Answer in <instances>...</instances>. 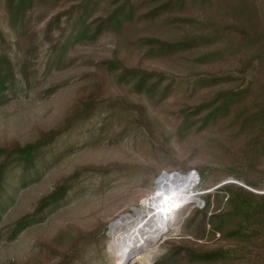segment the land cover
I'll use <instances>...</instances> for the list:
<instances>
[{"label": "rangeland", "instance_id": "rangeland-1", "mask_svg": "<svg viewBox=\"0 0 264 264\" xmlns=\"http://www.w3.org/2000/svg\"><path fill=\"white\" fill-rule=\"evenodd\" d=\"M242 27L264 28V0H0V264H152L167 252L161 264H264V222L248 239L246 221V234L230 235L234 222L224 240L206 224L195 240L197 216L184 232L163 230L148 256H119L110 232L171 173L194 178L181 214L231 178L264 190V115L242 127L264 107V59ZM247 85L223 117L202 121L204 106L185 118ZM35 143L27 161L17 150ZM58 187L65 196L38 210ZM190 247L223 254L203 261Z\"/></svg>", "mask_w": 264, "mask_h": 264}, {"label": "trees", "instance_id": "trees-1", "mask_svg": "<svg viewBox=\"0 0 264 264\" xmlns=\"http://www.w3.org/2000/svg\"><path fill=\"white\" fill-rule=\"evenodd\" d=\"M241 33H242L241 42H245L248 45L258 44L260 48V51L258 53L259 54L258 58L260 60L264 59V28L255 31L253 29L250 30L245 27H242ZM146 40L149 41L151 44H156L162 49H166V50L173 49L174 51L181 48V46L184 44L183 40L182 41L178 40L174 42H165L156 38H148ZM4 60L8 66L11 65L8 58H4ZM130 72H136V71L132 69L130 70ZM145 79H146L145 76H141L138 73L134 75V81L139 86L142 85ZM0 86L3 88V81H1V78H0ZM249 88L250 86L247 85L243 88H237L236 90L233 89L220 90L219 93L215 96V98L211 102L197 105L194 107L192 111H187V110L183 111L185 112V118H187L190 115L200 114V111L204 106L209 107V110L203 114H200V118L202 119V121L207 122L209 120H215L220 117H223V113L229 110L231 106V102L234 99V97L242 94L243 92L246 91V89ZM263 115H264V107L253 108V110H251V112L248 115L244 116L245 118L242 121V127H244L245 124L248 123V121H250L252 118H259L260 116ZM36 144L37 143L32 145H26L22 148H19L17 151L21 153V156H23L27 161H30L33 157L31 151L34 147H36ZM2 151L3 149H0V152ZM6 165H7L6 161L0 164V190L3 187L2 183L4 182ZM231 179H233L234 181H231L230 179H229L230 181L225 180L223 181V183L222 182L221 184L219 183L220 184L219 186L212 189L210 188L208 190L200 189L202 190V193L200 195L204 199L203 208H199L196 205L192 204L187 209L186 214H181V210L183 209L182 208L177 212L178 216L176 215V217L170 221V226H174V227L179 226V231L184 232L186 231L187 228H189L194 224L193 222L195 221L197 216L200 217V220L197 224L200 226L202 230V234L192 236L195 240L203 239L205 235L206 224L209 225L210 227L208 234H210L211 237H214L215 234H219L222 240H224V237L227 238V234L229 235V233L226 232L228 225L234 222H238L239 227L238 230L230 234L232 237H242L239 235L246 234V232L243 231L240 227L242 221H246L248 223L250 228L249 233H251V235L246 234L244 239H248L253 234L258 233L257 231L262 230L263 222H264V214H263L264 190L260 191L261 193H259L258 190H262V189H258L259 187H261L260 182L258 180L244 178L246 181L245 183L248 185V187L250 186L249 188L253 187L255 188V190L257 189L254 192L237 184L235 182L237 181L236 178H231ZM153 186H154V181L152 182V187ZM65 194H66L65 187L56 188L51 194H49L48 196H46L41 200L40 202L41 207L39 206L38 210H40L42 207L52 202L59 200L60 198L64 197ZM255 199H257V201H253ZM27 217L30 216L27 215L21 218L19 224H24ZM170 231H172V229ZM172 236L173 237L167 238L165 242L169 240H175L174 237L175 235ZM176 242L181 243L186 241L181 240ZM180 249L181 248H179L178 250ZM184 251L189 255H192L195 252L194 249L191 247L188 249H184ZM167 254L168 252L158 256L153 261L152 264H161L163 258L168 256L170 253L168 255ZM222 254H223L222 248L209 249L208 251H205L201 254H194V257L199 260L207 261L211 259H216L218 256H221Z\"/></svg>", "mask_w": 264, "mask_h": 264}, {"label": "bare ground", "instance_id": "bare-ground-1", "mask_svg": "<svg viewBox=\"0 0 264 264\" xmlns=\"http://www.w3.org/2000/svg\"><path fill=\"white\" fill-rule=\"evenodd\" d=\"M180 176L177 173H171L160 177L156 180L153 193L144 199L143 211L130 213L128 217H117L111 222L110 232L119 256L128 257L135 252H141L146 256L153 254L162 233L159 227L160 222L154 216L158 211L163 213L164 209L170 205L195 197L193 176L190 175L192 178ZM132 224L136 226L128 230Z\"/></svg>", "mask_w": 264, "mask_h": 264}, {"label": "built area", "instance_id": "built-area-1", "mask_svg": "<svg viewBox=\"0 0 264 264\" xmlns=\"http://www.w3.org/2000/svg\"><path fill=\"white\" fill-rule=\"evenodd\" d=\"M235 182H236L237 184H239V185L245 187V188L251 189V188L247 187L246 185H244V184H242V183H240V182H238V181H235Z\"/></svg>", "mask_w": 264, "mask_h": 264}, {"label": "water", "instance_id": "water-1", "mask_svg": "<svg viewBox=\"0 0 264 264\" xmlns=\"http://www.w3.org/2000/svg\"><path fill=\"white\" fill-rule=\"evenodd\" d=\"M255 192V191H254ZM260 193V192H259Z\"/></svg>", "mask_w": 264, "mask_h": 264}]
</instances>
